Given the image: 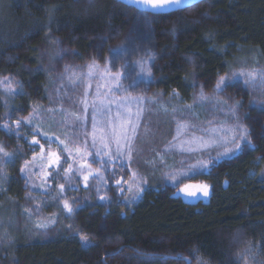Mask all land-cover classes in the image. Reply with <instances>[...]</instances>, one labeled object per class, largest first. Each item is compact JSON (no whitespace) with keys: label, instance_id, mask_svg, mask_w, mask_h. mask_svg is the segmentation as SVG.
Here are the masks:
<instances>
[{"label":"trees","instance_id":"obj_1","mask_svg":"<svg viewBox=\"0 0 264 264\" xmlns=\"http://www.w3.org/2000/svg\"><path fill=\"white\" fill-rule=\"evenodd\" d=\"M137 12L116 0H0V77L12 76L19 84L11 114L33 110L39 118L29 127L45 141L68 143L40 112L47 111L45 76L28 73L26 62L47 37L81 59L102 36L120 38ZM143 15L158 52L153 92L195 118L204 115L194 102L197 80L211 83L241 67L264 70V0H204L168 14ZM233 93L240 97L238 108L246 109L247 95ZM8 115L0 94V123ZM7 141L12 159L0 178V209L18 220L27 209L17 177L26 148L22 141ZM215 166L197 176L211 189L206 202L172 198L151 183L106 214L99 208L80 213L77 233L36 238L33 225L22 228L10 245L0 242V264H264V138L254 150ZM101 221L107 223L105 236L97 232Z\"/></svg>","mask_w":264,"mask_h":264},{"label":"rangeland","instance_id":"obj_2","mask_svg":"<svg viewBox=\"0 0 264 264\" xmlns=\"http://www.w3.org/2000/svg\"><path fill=\"white\" fill-rule=\"evenodd\" d=\"M134 15L120 38L109 41L102 36L81 59L75 57L70 46L47 37L35 49L32 62H26L28 73L37 70L45 76L47 111L40 112L69 139L66 144L45 141L36 128L29 127L31 120L39 118L33 110L24 116L11 114L19 84L12 76L0 77V94L9 114L0 123L5 138L0 144V178L4 179L12 159L7 139L22 141L25 161L17 177L23 181L27 203L26 215L18 220L8 210L0 209L2 246L10 245L13 235L31 225L36 238L62 231L77 233L80 213L99 208L106 214L113 204L127 202L151 183L157 182L172 198L206 202L211 189L197 176L210 172L223 160L254 150L264 138V70L241 67L231 71L222 76L226 78L223 92L215 90L220 77L211 83L197 80L194 102L201 105L204 115L195 118L153 92L157 46L143 13ZM121 54L123 57L117 58ZM241 72L256 74L255 83H246L248 77L239 75ZM233 90L247 95L244 104L248 110L235 107L240 97ZM202 93L207 99L201 98ZM237 122L249 129L251 144L241 141L240 150L226 153L225 146L216 141L230 138L231 134L225 137V132ZM34 138L44 146L43 152L33 143ZM226 147L234 149L231 143ZM49 153L60 157L59 164H49ZM167 159L170 167L164 164ZM65 202L73 209L71 213ZM106 227L107 223L101 221L97 232L105 236Z\"/></svg>","mask_w":264,"mask_h":264},{"label":"snow or ice","instance_id":"obj_3","mask_svg":"<svg viewBox=\"0 0 264 264\" xmlns=\"http://www.w3.org/2000/svg\"><path fill=\"white\" fill-rule=\"evenodd\" d=\"M130 2H134V0H130ZM145 3L147 5H151L152 11L159 13L163 7L167 4H179L180 0H145ZM236 75V74H234ZM239 75L241 76H246L248 77V80L246 81V83L248 82H252L255 83V79H256V74L254 73H244L241 72ZM226 78L225 77H220L217 84H216V91L217 92H223L226 90V83H225ZM262 82H264V80H262ZM201 98L202 99H207V97L203 96V93L201 94ZM235 107H239V105L237 104ZM230 111L233 113V115H235V108L230 109ZM30 122V121H29ZM92 122H93V128L95 129L96 127V117L95 115H93L92 117ZM230 135V138H220L216 141V143H218L220 146H225V152H229V151H233V150H240L241 149V141H244L246 144L250 145L251 144V140L248 139V137L251 135L249 129L247 127H244L243 125L239 124L238 122L229 127L226 132H225V137H228V134ZM38 134V133H37ZM111 135H116L115 129L111 130ZM102 140L104 139V137L101 138ZM33 143L37 144L40 146L41 152L44 151V146L40 144L39 140L37 139H33ZM61 144H63L64 142L61 141ZM117 146L119 148V140H116ZM233 144L234 145V149H228L226 147L227 144ZM104 148L107 149L108 148V144L104 143ZM5 155H7V153H5ZM49 164L53 165V164H59L60 161V157L58 155H56L55 153H49ZM52 157H54V159H52ZM21 171L23 172L24 169H21ZM84 180L87 181L88 180V176H84ZM117 183L119 184V181H117ZM61 190H63V185H61ZM121 191H124V189H121ZM190 195H194V193H189ZM207 190L205 188L204 191V195H207ZM64 207L68 210L69 213H71L73 211V209L71 208V206L65 202L64 203ZM82 239H87L86 237H82Z\"/></svg>","mask_w":264,"mask_h":264},{"label":"water","instance_id":"obj_4","mask_svg":"<svg viewBox=\"0 0 264 264\" xmlns=\"http://www.w3.org/2000/svg\"><path fill=\"white\" fill-rule=\"evenodd\" d=\"M116 1L141 13H147L151 15H162V14H168V13H171L177 10L187 9L204 0H180L179 4L165 5L159 13L153 12L151 5H147L145 3V0H134V2H130V0H116ZM186 261L188 262V260Z\"/></svg>","mask_w":264,"mask_h":264}]
</instances>
